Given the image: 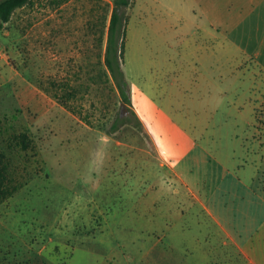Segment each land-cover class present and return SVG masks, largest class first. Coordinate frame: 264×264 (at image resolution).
Returning a JSON list of instances; mask_svg holds the SVG:
<instances>
[{
    "label": "rangeland",
    "instance_id": "1",
    "mask_svg": "<svg viewBox=\"0 0 264 264\" xmlns=\"http://www.w3.org/2000/svg\"><path fill=\"white\" fill-rule=\"evenodd\" d=\"M227 2L133 0L118 10L127 16L130 109L144 124L123 104L129 121L116 131L109 123L122 103L113 78L104 87L99 75L114 1L33 0L13 13L0 33V58L33 83L35 100L46 99L43 113L20 108L30 124L48 114L41 124L53 141L34 157L6 153L20 167L16 180L34 172L36 161L39 172L0 202V264H230L215 252L211 217L192 206L191 196L189 211L174 171H195L203 148L231 150L237 123L253 126L259 142L252 151L264 154V72L227 41L226 24L241 12ZM210 3L223 8L211 15L224 20L220 26L204 14ZM204 28L221 31L219 47L200 35ZM209 69L218 80L205 106L200 77ZM181 74L190 83L179 84ZM53 83L75 90L73 112L52 96L63 93ZM5 87L0 111L8 113L14 102ZM220 88L223 114L201 115L219 105ZM201 224L212 234L209 243L188 242Z\"/></svg>",
    "mask_w": 264,
    "mask_h": 264
},
{
    "label": "crops",
    "instance_id": "2",
    "mask_svg": "<svg viewBox=\"0 0 264 264\" xmlns=\"http://www.w3.org/2000/svg\"><path fill=\"white\" fill-rule=\"evenodd\" d=\"M227 3L234 5L233 9L239 7L241 11L226 24L227 41L264 72V0H228ZM214 5L215 3H210L209 10L204 11V14L209 13L207 15L209 21L212 19V14L219 13L223 9H217ZM212 21L210 23L214 26L225 23L221 18H213ZM200 35L209 36L210 45L211 42L213 46H216V43L218 47L221 45V31L217 28H204ZM203 49L205 52V47ZM185 67L184 65L183 68ZM210 71L211 69L204 71L202 73L204 75L200 77L207 91H204L203 97L200 98L206 104L205 106H208L207 101L215 98L214 95H216V92L212 93V90H216L215 84L218 77L215 71L213 74ZM176 80L179 84L190 83V79H186L183 74L179 75ZM181 81L183 83H180ZM6 84L11 86L22 109L26 104H30V109L35 108L39 114L47 109V105L44 104L46 99L40 102L35 100L38 92L33 83L13 65L0 58V85ZM217 94L219 105L207 108L214 110L204 111L201 115L223 114L221 88ZM19 96L22 97L23 102H20ZM174 106L170 105L171 109H174ZM225 112V115L231 113L227 110ZM193 113L198 115L197 112ZM137 115L144 124L142 117L138 113ZM235 115H237L236 112L230 114V116ZM235 128V131L230 130V136L233 138L231 150L221 146L214 151L203 148L195 156V162L191 166L196 169L195 171L173 170L186 186L188 198L185 203L189 211V196H191L192 206L211 217L217 233L213 236L218 238L220 245L215 252L218 255L221 254L225 263L264 264V154L258 158L259 155H255V151H252L259 142L253 137L252 125L241 124L239 126L237 123ZM233 148L237 150V153H234ZM210 162H213L216 167L207 170L206 167ZM227 163H230L231 170ZM200 227L204 230H200L199 235L189 238L188 242L197 245L209 243L212 238L211 232L209 233V230H206L202 224Z\"/></svg>",
    "mask_w": 264,
    "mask_h": 264
},
{
    "label": "trees",
    "instance_id": "3",
    "mask_svg": "<svg viewBox=\"0 0 264 264\" xmlns=\"http://www.w3.org/2000/svg\"><path fill=\"white\" fill-rule=\"evenodd\" d=\"M113 1L114 8L109 19L103 65L99 75L104 87L105 80L108 82L110 76L113 78L115 89L117 90L121 103L126 106L127 110L135 119L137 125H141L137 115L132 109H130L131 97L123 70V40L124 35L126 34L127 16H122L118 13V10L121 7L130 6L133 0ZM32 3L33 0H0V33L4 29V24L10 20L11 16L17 9L31 5ZM65 84L66 83H63L58 87L53 83L56 91L58 89L63 90V93L59 95L57 92H53L52 96L56 98L63 107L73 112L74 107L71 106L70 101L72 102L75 99L76 93L74 89L71 91L65 90ZM2 86L7 87H5L3 91L10 95L14 104L11 106L8 113L0 111V202L25 184V182L29 180L33 174H37V172H39L36 161L33 165L34 172L31 169L29 170L30 172L25 175L23 180H16L13 175H17L20 167L18 165H13L12 161L10 163V159L7 158L8 156L6 153L9 155L16 154L18 156H27V154L31 152L30 156L34 157L38 155V149H44L49 145L51 146L52 144L49 142L51 140L53 141V138L49 137L51 134L50 131L52 130H47L49 127L48 125L43 126V124H41L45 122L44 119L48 116V114L37 119L35 123H28L24 118L23 110L20 108L10 85L6 84ZM128 121L129 119L123 113L119 112L111 119L109 129L111 131H116ZM4 150L6 152H4Z\"/></svg>",
    "mask_w": 264,
    "mask_h": 264
},
{
    "label": "water",
    "instance_id": "4",
    "mask_svg": "<svg viewBox=\"0 0 264 264\" xmlns=\"http://www.w3.org/2000/svg\"><path fill=\"white\" fill-rule=\"evenodd\" d=\"M125 110V108L123 107V104H121V113Z\"/></svg>",
    "mask_w": 264,
    "mask_h": 264
},
{
    "label": "built area",
    "instance_id": "5",
    "mask_svg": "<svg viewBox=\"0 0 264 264\" xmlns=\"http://www.w3.org/2000/svg\"><path fill=\"white\" fill-rule=\"evenodd\" d=\"M3 55V52L2 51H0V57Z\"/></svg>",
    "mask_w": 264,
    "mask_h": 264
}]
</instances>
